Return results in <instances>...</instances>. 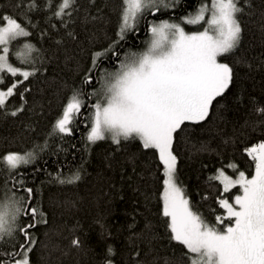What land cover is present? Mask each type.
<instances>
[{
    "label": "trees",
    "instance_id": "obj_1",
    "mask_svg": "<svg viewBox=\"0 0 264 264\" xmlns=\"http://www.w3.org/2000/svg\"><path fill=\"white\" fill-rule=\"evenodd\" d=\"M19 2L0 0V15L17 18L31 35L14 43H31L36 51L30 63L22 64L11 54L10 62L35 74L0 109V158L35 150V159L11 172L0 161V199L11 195L10 190H18L17 196L28 199L23 188L33 190L26 205L29 214L21 220L24 224L43 222L29 229L36 240L29 254L30 264H107L109 259L113 264H165V258H179L182 246L169 243L161 214L163 166L158 153L144 150L139 141H122L119 146L111 140L90 144L86 139L90 108L74 121L72 135L54 132L72 91L92 93L99 87L101 72L115 68L116 57L109 54L92 70V83L84 84L93 53L118 39L121 0H76L66 10L71 16L65 15L63 23L53 15L62 0H52L51 7L48 0H35L38 8L32 11L27 9L30 0H24V7H16ZM200 3L180 0L154 18L147 14L137 31L129 32L117 45L119 58L144 46L151 18H172L182 23L181 17L195 14ZM239 6L243 8L238 15L241 44L235 52L220 58L233 67V84L218 98L222 106L214 102L208 119L187 124L173 143L178 180L194 210L210 222L223 213L216 203L223 186L209 177L223 168L235 178L237 173L226 167L228 164L251 175L252 162L244 149L264 140V115L256 111L257 105L264 107V0H240ZM184 25L187 31L203 27ZM4 75L7 79L0 85L2 89L13 79H22ZM84 99L89 105L95 96L89 100L86 95ZM20 107L23 111L12 116L11 112ZM75 173H79V181L59 183ZM233 193H238V187L224 196ZM32 207L43 214L35 221ZM73 240H78L79 246L73 245ZM109 246L114 252L111 256ZM13 250L10 243L0 244V253ZM4 259L11 257L0 255V260Z\"/></svg>",
    "mask_w": 264,
    "mask_h": 264
},
{
    "label": "snow or ice",
    "instance_id": "obj_2",
    "mask_svg": "<svg viewBox=\"0 0 264 264\" xmlns=\"http://www.w3.org/2000/svg\"><path fill=\"white\" fill-rule=\"evenodd\" d=\"M75 2L62 0L53 15L61 18L63 23L65 15L71 16L66 10ZM179 2L121 0L118 39L102 51L93 53L92 68L85 75L84 84L92 83V70L108 59L109 54L116 57L115 70L101 72L99 90L94 88L90 94L83 89L72 91L62 115L54 124V132L72 135V125L82 116L81 110L86 106L84 97L87 95L91 100L95 96V102L88 105L91 111L86 117V139L90 144L111 140L119 146L122 141H139L144 150L158 153L159 163L163 166V189L159 199L167 239L170 244L175 242V245L182 246L179 258H165V264H264V140L244 149L254 165L250 176L239 171L235 164H228L226 167L237 173L235 178L226 174L223 168L209 177L210 181H219L223 186L216 201L223 213L216 214L214 222L194 210L178 180V158L173 152L176 134L185 131L187 124H200L208 119L215 105L222 106L218 98L223 97L233 84L234 69L220 58L235 52L241 44L242 28L238 15L243 8L239 6L240 0H201L195 14L189 13L181 17V21L202 25V29L187 32L181 23L152 21L148 28L150 39L144 50L129 52L123 59L116 50L129 32L137 31L147 14L155 15ZM51 5L52 0H48V6ZM16 7H24V0H20ZM36 8L35 0H30L28 11ZM30 35L17 18L0 15V85L6 83L5 73L12 78L22 77L0 89V109L5 108L8 99L17 94L15 90L35 74L10 62V54L22 64L31 62L35 46L14 43ZM19 95L23 100V92ZM18 111H23V107L12 111L11 115L16 116ZM256 111L264 115V107L257 105ZM33 159L35 150L24 154L8 153L0 161L5 162L11 172ZM79 180V173H75L60 179L59 183L74 184ZM237 187L238 193L224 196ZM10 191L11 195L0 199V244L10 243L14 250L0 253L11 257V260H0V264H30L29 254L36 240L29 229L35 227V223L43 222L35 221L37 215L43 214L32 207L30 212L35 223L24 224L21 217L29 214L26 205L30 203L33 190L23 188L28 199L17 196L18 190ZM72 243L79 246L78 240ZM108 254H114L111 246ZM107 264L113 262L109 259Z\"/></svg>",
    "mask_w": 264,
    "mask_h": 264
},
{
    "label": "rangeland",
    "instance_id": "obj_3",
    "mask_svg": "<svg viewBox=\"0 0 264 264\" xmlns=\"http://www.w3.org/2000/svg\"><path fill=\"white\" fill-rule=\"evenodd\" d=\"M172 8H173V7L169 8V9H172ZM167 10H168V9H167ZM167 10H164V11H167ZM186 16H188V15H186ZM186 16H184V17H186ZM162 20H169L170 22H171V21H174V22H176V23H181V22H177V20L172 19V18H166V19H162ZM159 21H160V20H158V21L155 20L154 22L159 23ZM181 25L185 28V25H184L183 23H181ZM185 30H186V28H185ZM186 31H187V30H186ZM187 32H193V31H189V30H188ZM149 39H150V33H149L147 39L145 40L144 46H143L139 51H142V50H144V49L146 48V46H147V42L149 41ZM129 52H138V51H133V50H132V51H128L127 53H129ZM127 53H126V54H127ZM126 54H125V55H126ZM125 55H124V56H125ZM124 56L122 57V59L124 58ZM114 70H115V68H114V69H109V71H114ZM100 87H101V86H100V84H99V87L96 88V90H99ZM0 89H2V88H0ZM95 100H96V97H95ZM95 100H94V102H95ZM94 102H93V103H94Z\"/></svg>",
    "mask_w": 264,
    "mask_h": 264
},
{
    "label": "flooded vegetation",
    "instance_id": "obj_4",
    "mask_svg": "<svg viewBox=\"0 0 264 264\" xmlns=\"http://www.w3.org/2000/svg\"><path fill=\"white\" fill-rule=\"evenodd\" d=\"M149 16H151V17H153L154 18V15H151V14H148ZM150 17V18H151ZM153 18H151L152 20H153ZM154 21V20H153ZM87 109H89V107H88V104L86 103V106L81 110V112H85V111H87ZM249 160H250V158H249ZM251 161V160H250ZM252 162V161H251ZM252 167H253V169H252V171H251V174L254 172V165H253V163H252ZM246 175H248V174H246ZM250 176V175H249ZM231 202V201H230Z\"/></svg>",
    "mask_w": 264,
    "mask_h": 264
},
{
    "label": "bare ground",
    "instance_id": "obj_5",
    "mask_svg": "<svg viewBox=\"0 0 264 264\" xmlns=\"http://www.w3.org/2000/svg\"><path fill=\"white\" fill-rule=\"evenodd\" d=\"M199 7V6H198ZM150 22H152V20L150 21ZM98 87V86H97Z\"/></svg>",
    "mask_w": 264,
    "mask_h": 264
},
{
    "label": "water",
    "instance_id": "obj_6",
    "mask_svg": "<svg viewBox=\"0 0 264 264\" xmlns=\"http://www.w3.org/2000/svg\"><path fill=\"white\" fill-rule=\"evenodd\" d=\"M246 154V153H245Z\"/></svg>",
    "mask_w": 264,
    "mask_h": 264
}]
</instances>
